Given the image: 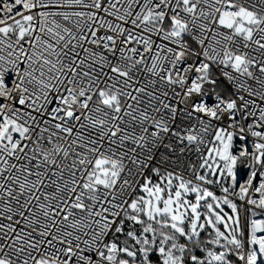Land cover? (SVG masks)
<instances>
[{"label":"snow or ice","instance_id":"1","mask_svg":"<svg viewBox=\"0 0 264 264\" xmlns=\"http://www.w3.org/2000/svg\"><path fill=\"white\" fill-rule=\"evenodd\" d=\"M0 264H264V0H0Z\"/></svg>","mask_w":264,"mask_h":264}]
</instances>
